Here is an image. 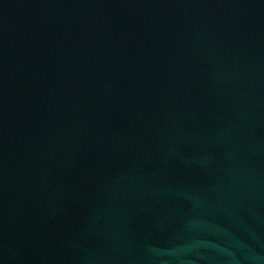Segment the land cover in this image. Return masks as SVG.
I'll return each instance as SVG.
<instances>
[{
    "label": "water",
    "instance_id": "1",
    "mask_svg": "<svg viewBox=\"0 0 264 264\" xmlns=\"http://www.w3.org/2000/svg\"><path fill=\"white\" fill-rule=\"evenodd\" d=\"M0 264H264V0H0Z\"/></svg>",
    "mask_w": 264,
    "mask_h": 264
}]
</instances>
